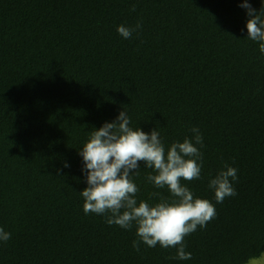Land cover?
<instances>
[{
  "label": "trees",
  "instance_id": "trees-1",
  "mask_svg": "<svg viewBox=\"0 0 264 264\" xmlns=\"http://www.w3.org/2000/svg\"><path fill=\"white\" fill-rule=\"evenodd\" d=\"M244 0H0V264H248L264 255V54ZM264 13V0H248ZM135 6V11H132ZM142 28L125 39L118 27ZM165 151L200 130L199 179L181 183L217 215L176 247H148L137 224L85 214L80 149L122 110ZM200 163V161H197ZM65 164L68 166L65 167ZM137 203L174 197L148 182ZM235 167L236 195L209 181ZM158 193L159 195H153Z\"/></svg>",
  "mask_w": 264,
  "mask_h": 264
},
{
  "label": "clouds",
  "instance_id": "clouds-1",
  "mask_svg": "<svg viewBox=\"0 0 264 264\" xmlns=\"http://www.w3.org/2000/svg\"><path fill=\"white\" fill-rule=\"evenodd\" d=\"M241 6L249 16L246 23L248 37L260 42V51L264 54V13L257 12L248 0ZM141 28L142 24L138 22L134 28L120 25L117 30L128 39ZM130 124V117L123 109L116 120L105 122L93 131L80 149L84 161L82 170L86 172L87 180V187L80 191L84 198L83 211L85 214L110 213L106 223L124 229L131 228L135 222L139 239L133 241V248L137 251L141 242L148 247L159 244L163 248H177L173 259L189 260L192 254L185 251V236L195 232L198 226L205 227L217 215L213 203L208 199H194L193 192L181 183V179L200 178L202 152L197 147L203 145L200 130L193 127L191 138L172 143L166 152L155 128L146 133ZM140 162L156 171L157 174H149L146 179L157 188L167 186L174 197L171 202L162 199L154 206L145 201L137 203L139 188L132 175L138 174ZM237 171L235 167L226 166V170L222 169L210 179L209 187L214 190L217 203L237 194L233 184L237 180ZM10 239L11 233L0 227V242L6 243ZM248 264H264V257L250 258Z\"/></svg>",
  "mask_w": 264,
  "mask_h": 264
},
{
  "label": "rangeland",
  "instance_id": "rangeland-1",
  "mask_svg": "<svg viewBox=\"0 0 264 264\" xmlns=\"http://www.w3.org/2000/svg\"><path fill=\"white\" fill-rule=\"evenodd\" d=\"M262 257H264V255Z\"/></svg>",
  "mask_w": 264,
  "mask_h": 264
}]
</instances>
